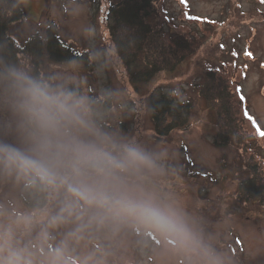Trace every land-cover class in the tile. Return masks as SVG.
Masks as SVG:
<instances>
[{
    "label": "rangeland",
    "instance_id": "rangeland-1",
    "mask_svg": "<svg viewBox=\"0 0 264 264\" xmlns=\"http://www.w3.org/2000/svg\"><path fill=\"white\" fill-rule=\"evenodd\" d=\"M117 1L22 0L26 18L13 23L10 34L24 45L35 32L45 34L55 21L66 41L88 53V64L71 61L78 65L73 72L70 62L46 58L41 72L71 73L82 79V90L98 101L97 120L104 131L135 139L149 150L157 146L168 149L165 172L150 178L148 188L158 202L181 213L224 264H264V199L243 201L238 196L239 183L251 176L250 155L262 165L264 175V139L247 127L248 141L216 147V110L201 90L211 68L230 69L233 81L242 85L248 111L264 129V3L160 0L152 18L155 25L159 23L173 33L198 35V44L175 70L136 86L108 29L107 11ZM194 16L207 17L214 24L207 27ZM229 61L235 66L228 65ZM162 91L171 95L179 91V97H174L191 100L192 111L186 129L159 139L149 107L151 98ZM109 92L112 95H106ZM0 139L13 140L6 114H0ZM60 199L26 188L23 182L0 180V225L14 227L18 221L33 217L30 229L14 227L16 246L39 259L62 248L68 264H190L199 258L143 224L93 226L79 238L70 236L75 221L46 228L41 214L45 210L55 214Z\"/></svg>",
    "mask_w": 264,
    "mask_h": 264
},
{
    "label": "clouds",
    "instance_id": "clouds-1",
    "mask_svg": "<svg viewBox=\"0 0 264 264\" xmlns=\"http://www.w3.org/2000/svg\"><path fill=\"white\" fill-rule=\"evenodd\" d=\"M70 67L78 69L76 62ZM83 84L71 73H37L27 61L0 58V114L7 115L13 135L12 141L0 139V180L61 197L55 214H41L46 228L75 221L70 236L79 238L93 226L143 224L199 257L190 264H224L184 216L148 188L150 178L165 172L168 149L149 150L104 131L98 101ZM32 224L30 216L14 227L28 230ZM14 227L0 225V264H68L62 248L39 259L17 247Z\"/></svg>",
    "mask_w": 264,
    "mask_h": 264
},
{
    "label": "trees",
    "instance_id": "trees-1",
    "mask_svg": "<svg viewBox=\"0 0 264 264\" xmlns=\"http://www.w3.org/2000/svg\"><path fill=\"white\" fill-rule=\"evenodd\" d=\"M159 1L119 0L111 3L107 11L111 40L126 67L131 83L136 86L150 82L164 71L175 70L196 50L195 44H198V35L195 37L187 33L185 36L170 32L159 23L155 25L152 18ZM162 13L164 14L163 11ZM25 18L22 0H0V58L17 64L27 61L37 73H42L41 67L46 58L53 62L81 61L88 64V53L76 50L66 41L55 21L47 26L45 34L35 32L21 45L10 34V28L13 23ZM194 18L205 21L207 27L214 24L207 17ZM231 63L235 66L234 62ZM229 70L221 66L211 68L201 89L208 103L216 110L217 130L214 145L218 148L248 141L247 127H251L255 135L264 139V129L247 109L241 83L233 81ZM191 102L187 99H177L163 91L151 98L149 108L159 139L189 126ZM248 159L251 176L239 183L238 196L243 201L264 199V175L260 170L262 165L254 162L255 156L250 155Z\"/></svg>",
    "mask_w": 264,
    "mask_h": 264
},
{
    "label": "flooded vegetation",
    "instance_id": "flooded-vegetation-1",
    "mask_svg": "<svg viewBox=\"0 0 264 264\" xmlns=\"http://www.w3.org/2000/svg\"><path fill=\"white\" fill-rule=\"evenodd\" d=\"M25 200H26V198H25ZM151 241H154V239L151 238Z\"/></svg>",
    "mask_w": 264,
    "mask_h": 264
},
{
    "label": "snow or ice",
    "instance_id": "snow-or-ice-1",
    "mask_svg": "<svg viewBox=\"0 0 264 264\" xmlns=\"http://www.w3.org/2000/svg\"><path fill=\"white\" fill-rule=\"evenodd\" d=\"M262 3H264V0H261Z\"/></svg>",
    "mask_w": 264,
    "mask_h": 264
}]
</instances>
